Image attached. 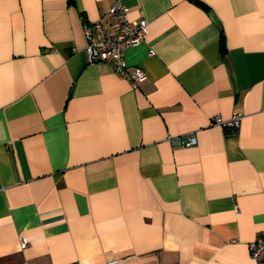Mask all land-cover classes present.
<instances>
[{"label": "crops", "instance_id": "0c3cea01", "mask_svg": "<svg viewBox=\"0 0 264 264\" xmlns=\"http://www.w3.org/2000/svg\"><path fill=\"white\" fill-rule=\"evenodd\" d=\"M116 4L136 87L86 55ZM263 235L264 0H0V264H264Z\"/></svg>", "mask_w": 264, "mask_h": 264}, {"label": "built area", "instance_id": "2783aa9c", "mask_svg": "<svg viewBox=\"0 0 264 264\" xmlns=\"http://www.w3.org/2000/svg\"><path fill=\"white\" fill-rule=\"evenodd\" d=\"M84 32L87 38L86 55L91 63L111 62L116 71L123 77L132 81L136 87L147 78L142 70L130 71L125 59V50L141 43L148 33V21L145 17L139 20H130L127 8L116 4L111 6L105 15L97 22H85ZM243 119L241 113H236L228 120L220 115L213 117V123L223 128L236 130L240 127ZM184 147H191L197 144V138L189 134L174 139ZM22 247L28 245L23 238ZM252 258L256 261H264V235L249 243ZM123 258L109 260L106 264H119ZM70 264H79L77 262Z\"/></svg>", "mask_w": 264, "mask_h": 264}, {"label": "trees", "instance_id": "16d2710c", "mask_svg": "<svg viewBox=\"0 0 264 264\" xmlns=\"http://www.w3.org/2000/svg\"><path fill=\"white\" fill-rule=\"evenodd\" d=\"M222 46H223V50H225V45L222 43Z\"/></svg>", "mask_w": 264, "mask_h": 264}]
</instances>
